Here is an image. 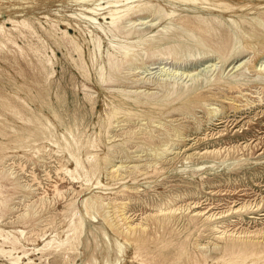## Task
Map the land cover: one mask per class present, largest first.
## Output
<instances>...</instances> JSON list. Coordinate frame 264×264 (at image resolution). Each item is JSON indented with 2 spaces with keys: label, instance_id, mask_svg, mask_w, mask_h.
Wrapping results in <instances>:
<instances>
[{
  "label": "rangeland",
  "instance_id": "374dc122",
  "mask_svg": "<svg viewBox=\"0 0 264 264\" xmlns=\"http://www.w3.org/2000/svg\"><path fill=\"white\" fill-rule=\"evenodd\" d=\"M219 1L232 7L139 0L175 16L160 22L147 12L112 28L102 14L94 23L83 18L86 7H95L90 1L0 0V22L11 16L30 25L4 20L6 36H0V248L11 249L7 238L16 237L10 255L0 252V264H212L225 242L210 225L215 221L261 230L253 238L264 244V48L254 54L245 47L264 36L258 21L264 0H209ZM200 17L211 27L210 43L231 40L229 52L241 55L223 63L209 52L189 61L200 47L186 44L178 60H151L147 54L163 46L144 48L135 45L140 38L125 35L129 29L155 34L173 21L195 42ZM119 46L137 59L120 57ZM111 53L122 65L112 84L102 82L110 78ZM227 79L237 87H227ZM200 92L207 97L201 103L177 100ZM124 99L130 103L120 104ZM206 148L221 151L208 155ZM74 157L82 168L75 170ZM113 164L121 166L111 174ZM87 198L105 204L86 213ZM245 201L249 208L230 210ZM113 203L124 205L129 222L147 224L143 244L114 233L107 222ZM164 209H174L172 216L157 223L153 216ZM198 210L225 213L206 221ZM74 212L82 216V231L68 248L59 241L71 235Z\"/></svg>",
  "mask_w": 264,
  "mask_h": 264
},
{
  "label": "bare ground",
  "instance_id": "6f19581e",
  "mask_svg": "<svg viewBox=\"0 0 264 264\" xmlns=\"http://www.w3.org/2000/svg\"><path fill=\"white\" fill-rule=\"evenodd\" d=\"M79 1H83V2L90 1L91 4H95V7L94 6L93 7L92 6L86 7V13H83L84 14L83 18H86L89 21L91 20L90 22H93L92 20H95L97 18V17H95V15L102 14V16L107 20V22L109 24H111L112 28L117 27V23L119 22V20H121L123 18H125L127 21H131V19H136L138 17H142L143 14H145L147 12H148V15L151 13L153 15H157V18L159 19L160 22L162 20L167 19V18L171 19L175 16V14L173 13V10L167 11V12H161L160 10H157V11L152 10V8L149 6L148 7L147 6L142 7L139 0H107L106 5L100 4V2H99L100 0H79ZM182 1H185V2L190 1V2H192V4L195 5V4H197L198 0H182ZM199 1H200V9L203 8V9H206L208 11H213V9H216L215 7H217V6L218 7L222 6V7H226V8L232 7L224 1H219V2H209V0H199ZM105 9H107V10H105ZM100 10H102V11H100ZM139 11H141V12H139ZM89 13H92V14H89ZM261 16H262L261 17L262 19L260 18V19H258V21H262L261 23L264 24V19H263L264 15H261ZM4 20H8L9 22H12L14 25H23V26L29 25L28 22L24 18L19 20V19H15L11 16H8ZM4 20H3V22H4ZM3 22H0V36L5 37L6 33L4 30ZM156 24H155L156 26L159 25L158 22H156ZM155 25H152V26L156 27ZM210 28L211 27H208V23L206 22V20H204V18L200 17V37H198L197 39H194L195 42H190V43L188 42L190 38L184 39V37H185L184 32L187 30L184 27V25L180 24V23L178 24L177 22H173V21H169V24L163 25L161 29H158L155 32V34L143 36L142 34H144V32H140V31L138 32L135 29H133V30L129 29L128 33L125 35H126V38H132L135 36L140 38L139 40H136L135 45H143L144 48L155 49V48H158L160 46H163V48L158 50L157 53H155V51H154L150 54H147V58H149L151 60L162 58L163 56H167V55L170 57H173V59L178 60L180 57H182L181 52L183 49H185L184 47L186 46V44H188V45L194 44L196 47H200V54H198L196 56H193L194 54H192L193 57L190 56L188 58L189 61H198V60L201 61L204 58H208V57L213 55V54H209V52H214V53L219 54V58L223 63L228 61V59L231 60V59H234L235 57H238L239 55H241L240 52L242 50H237L235 52H229V50L231 48V40L230 41L227 40L226 44L219 43V42L217 43L216 41H212V43H210V40H208L206 38V36L210 35ZM150 29H152V28H150ZM146 30H147V28H146ZM172 30H174V31H172ZM63 32L68 33L66 29ZM139 35H142V36L139 37ZM253 35L255 36L256 33L253 32ZM260 38L261 39H259L256 42L255 46L254 45L250 46L247 44V45H245V47L251 48L254 54H255V52L258 53L259 51H261V49L264 48V36H261ZM6 39H8V36L6 37ZM117 49H118V52L121 53L120 57L125 58L126 60H130V62H133L137 59L136 54H138V53H134V52L130 53L129 51L132 49H130L129 47H123L122 48L119 46V48H117ZM120 49H122V50H120ZM108 64H109L108 74H109L110 78L107 80L102 79V82L108 81V83H111L115 80V78H118V76H119L118 70L122 68V65L120 62H118V58L114 53L108 54ZM253 67L255 68V66H253ZM257 70L259 72L260 68H258ZM239 74L241 75L242 73H239ZM235 76L236 75H232L230 77L234 78ZM111 79H112V81H110ZM227 87H229V88L237 87V83L232 82L231 80L227 79ZM167 96H168V94H166V97ZM178 98H180V99H178ZM178 98H177V100H179V102L183 103V105H188V103L199 102V101L201 103L202 101L207 99V97L204 94H202L201 92L188 94L184 97L182 96V97H178ZM173 100L174 99L165 103L166 106H169ZM134 102H135V104H139L141 106V103H138V101H134ZM129 103H130V101L126 100V99H124L120 102V104H129ZM243 103H244V101H243ZM200 107L203 108L205 106H204V104H201ZM215 110L216 109H213L212 111H215ZM117 111H118L117 106H113V108L111 109V113L113 114L114 112H117ZM219 111H221V108L220 109L217 108V110L215 112L219 113ZM210 114H212V113H210ZM217 119L222 120L223 117H218ZM219 122H221V121H219ZM206 135L207 134H205V136ZM192 142H194V141H192ZM184 147H185V145H184ZM220 148H217V149L216 148H206L203 151V153L208 154V155L209 154H218L221 151ZM247 148H248V146H247ZM87 152H89V150ZM95 157H96L95 153H92V152L88 153L87 158H93L94 159ZM74 161H75V170L83 167V165H82V163L78 157H74ZM115 165L116 164L111 165L112 166V169L110 171L111 174L118 172L117 171L118 167L121 166L120 164H118L117 167H113ZM90 166L97 168L98 164L96 162L94 164L90 163ZM255 201H256V199H255ZM94 202L95 203L93 204L92 199L87 198V200L85 201L86 213L89 212L88 211L89 206L93 207V205H95V204H96V206H103L105 204L102 201H94ZM252 202H253V200H252ZM252 204H250V205H252ZM122 206L113 203L114 218L112 220H107V222L111 227H113V231L115 234H117L118 236L122 235L123 237H125L126 240L134 241V242H136V244L138 246H140V244H143L145 241L144 234L147 231V224L143 223L142 221L135 222V223L129 222V220H130L129 216L130 215L127 214L126 211H124V205H122ZM186 207H188V206H186ZM229 208H230V210L237 212V211H241L242 209L249 208V204H248V202L246 203V201H245V203H241L240 205H238L236 207H233V208L229 207ZM157 210H159V209H157ZM164 210L162 212V217H159L157 215L153 216V219L157 223H160L161 221L168 220L170 218V216H172V215H170V213L174 211V209H169L168 212L166 210L165 211ZM208 211L209 210H206V211L205 210L204 211L198 210V211H195V214L203 215L204 216L203 220H206V221H211L212 219H215V218H218V217H221L222 215H224L223 214L224 211H222V210L216 211V212L211 210V212H209V213H208ZM76 213L77 212H74L73 214H76ZM76 217H77V220L72 219L70 224H69V227H68V230L70 232H72L71 235L70 236L67 235L65 240L59 241L62 244L66 243L68 245V248L73 247L74 243H73L72 239L74 241H77L78 236L80 235V233L82 231V223H83L82 216H80L79 214L78 215L76 214ZM177 218H178V216H177ZM215 222L214 223L211 222L210 225L217 232L216 236L223 238L225 240V242H224V245L221 247L223 250V254L215 257V261H213L212 264H257L258 261L262 262L261 264H264V244L262 246H257L256 241H254L255 239L253 238L254 234L260 232L261 230H257L258 232H255L254 234H252L251 230L249 231L246 229H241V230L237 231V229L227 228L226 227L227 225H223L224 221H215ZM262 230H264V229H262ZM0 236H1V230H0ZM6 237L7 236H4V239H6ZM52 240L53 239L47 240L44 243L43 248L47 247L52 242ZM7 242H9L11 244V249L15 248L16 237H13L12 239L7 238ZM115 248H116L117 252L121 251V249H122L121 243H119L117 241L115 244ZM11 249L4 250V249L0 248V252H3V253L8 252V254L10 255ZM40 249H42V247ZM12 259L15 262H17L18 259L20 260L19 255L12 257ZM13 260H11V261H13ZM204 261H206V260H204Z\"/></svg>",
  "mask_w": 264,
  "mask_h": 264
}]
</instances>
